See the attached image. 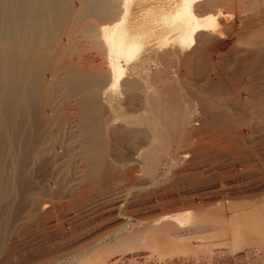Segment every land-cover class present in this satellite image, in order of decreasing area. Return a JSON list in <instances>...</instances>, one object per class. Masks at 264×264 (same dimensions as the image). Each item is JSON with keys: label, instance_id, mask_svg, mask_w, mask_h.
<instances>
[{"label": "rangeland", "instance_id": "1", "mask_svg": "<svg viewBox=\"0 0 264 264\" xmlns=\"http://www.w3.org/2000/svg\"><path fill=\"white\" fill-rule=\"evenodd\" d=\"M205 1L202 15L220 9L219 34L224 39L202 34L195 49L169 59L157 73L158 83L153 86L174 87L194 114L190 115V127L186 125L183 140L170 144L168 156L161 162L164 175L153 181L146 177L144 182L150 185L147 198L133 204L136 210L143 208L145 201L151 206H170L174 201L185 202L193 197L197 219L194 224L185 225L177 234L183 237L177 238L173 246L166 247L165 241L154 242V238L164 237V232L153 229L149 232L151 243L146 241L148 244L131 248L114 243L98 250L97 255L96 251L91 256L93 260L80 264H264V0ZM88 17L76 23L71 34L72 61L104 57L93 45L88 30L90 22L98 18ZM61 72L51 67L46 69L45 77L48 82L52 77L59 80ZM56 82V104L52 106L58 115L66 119L80 116L77 101L84 95L80 93L83 90L69 86L65 91L60 82L53 83ZM52 87L55 88L53 84ZM64 92L67 93L62 96ZM137 96L139 99L128 106L133 115L134 111L136 115L142 113V106H137L142 97ZM111 104L103 115L115 118V122L106 128L104 143L107 165L111 172L113 169L114 176L110 178L116 182L107 191H99L96 183L86 181V164L80 158L73 132L59 137L57 129H51V133L42 131L37 136L40 144H27L25 137L21 140L19 156L25 154L29 161L19 167V175L11 165L5 168V179L12 182L18 178L19 182L16 195L0 210V264L72 263L91 241L118 229V176L126 174L127 180L136 181L130 182L133 184L146 175L141 173V166L128 167L127 157L135 152L136 135L118 133V97ZM49 107L44 108L47 114L53 109ZM51 134L52 139L48 138ZM46 138L48 145L42 147ZM167 207L163 212L166 215L181 210ZM226 216L234 219L223 224ZM100 229L101 232L86 236ZM183 243L187 244L186 251L175 250V244ZM146 255L148 258L141 260ZM98 256L101 263L95 261ZM118 258L121 261L116 263Z\"/></svg>", "mask_w": 264, "mask_h": 264}, {"label": "bare ground", "instance_id": "2", "mask_svg": "<svg viewBox=\"0 0 264 264\" xmlns=\"http://www.w3.org/2000/svg\"><path fill=\"white\" fill-rule=\"evenodd\" d=\"M75 2L79 4L75 5ZM204 2L206 3L205 0H0V210L16 195L19 182L18 178L12 182L6 180L5 168L11 165L12 171L19 175V167L29 161L27 155L19 156L20 142L24 137L28 139L27 144H32L38 142L40 138L37 136L42 131L50 132L52 129V132L57 129L55 133L59 137L69 131L73 132L78 139L75 143L79 146L80 158L86 164V181L96 183L94 186L99 191H107L108 186L116 181L115 178H110L113 169L111 172L106 162L104 141L105 133L110 123L115 122V118L104 116L103 112L117 97L118 133L136 135V140L133 138L135 152L127 157V163L128 167L141 166L140 172L145 173V179H138V183L130 184L135 180H127L126 174L118 176V207H115L118 210V229L103 233L98 238L95 236L96 239L86 246L87 249H83V254L68 264L89 261L96 251L97 255L98 250L107 249L114 243L129 247L148 244L152 238L149 232L153 229L164 232V237L154 238V242L165 241L168 245L166 247L173 246L177 238L183 237H178L177 234L185 225H190L197 219L194 213V206L197 205L193 197L185 202L174 201L170 206L181 210L171 213L172 215L163 213L168 206L163 203L151 206V202L145 201L143 206L140 204L143 208H138L139 210H134L133 204L140 198H147L145 193L150 185L145 180L149 178L153 181L164 175L160 170L163 168H160L161 162L168 156L170 144L182 139L190 127V115L194 114L174 87L153 86L154 82L158 83L157 73L169 59L195 49L202 34L205 37L208 35L224 39V35L221 37L219 34V18L222 15L220 9L216 13L202 15ZM79 5L82 7L79 8ZM86 16L98 18L97 21L90 22L88 30L91 32L93 45H97L96 50L101 51L104 57L100 60L87 57L72 61L69 59L74 50V44L70 43L71 34L76 23L83 21ZM51 67L62 71L61 78L56 80L52 77L51 82H48L45 73ZM54 81L60 82L65 91L69 86L83 90L80 93L84 95L77 101L80 116L66 119L58 115L55 105L52 106L55 102L54 95L57 94V82L54 84ZM65 93L67 92L62 96ZM136 95L142 97L139 100L141 103L137 105L142 106V113L139 115L135 111L133 115L128 110L129 103L139 99ZM50 105L53 109L48 110L47 114L44 108ZM48 138L52 139V134ZM48 140H43L41 146L46 147ZM42 147L40 151H44ZM113 176L112 174L111 177ZM45 209L46 207L42 208ZM158 212L162 214L148 217ZM229 219L234 218L226 216L223 224L229 223ZM101 231L94 230L90 234L86 233V236ZM175 245V250L186 251L187 244ZM101 256L95 261L99 263ZM147 258L146 255L141 260ZM117 260L116 263L121 261L119 258Z\"/></svg>", "mask_w": 264, "mask_h": 264}]
</instances>
